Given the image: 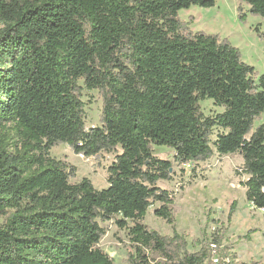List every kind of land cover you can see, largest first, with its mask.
Masks as SVG:
<instances>
[{
    "label": "trees",
    "instance_id": "1",
    "mask_svg": "<svg viewBox=\"0 0 264 264\" xmlns=\"http://www.w3.org/2000/svg\"><path fill=\"white\" fill-rule=\"evenodd\" d=\"M238 1L240 19L241 4L264 19V0ZM193 6L215 0H0V264H114L98 247L110 221L128 233L127 264H205L208 249L189 253L143 222L157 204L174 225L159 182L214 155L240 154L245 199L264 219V123L253 130L264 75L226 40L192 32L178 13ZM79 82L101 98L99 126L85 125ZM207 100L222 111L205 116ZM60 145L113 155L107 187L71 184L75 168L50 156Z\"/></svg>",
    "mask_w": 264,
    "mask_h": 264
},
{
    "label": "rangeland",
    "instance_id": "2",
    "mask_svg": "<svg viewBox=\"0 0 264 264\" xmlns=\"http://www.w3.org/2000/svg\"><path fill=\"white\" fill-rule=\"evenodd\" d=\"M239 7L238 0H215L212 8L193 6L180 11L178 18L189 24L192 32H204L218 36L221 41L226 40L239 51L241 61L255 69L257 76L264 75V19L251 15L245 4H241L244 18L240 19ZM79 86L85 104V125L87 128L99 126L101 98L97 91L85 89L82 82ZM201 110L205 116L222 111L209 100L201 102ZM263 123L264 112L254 121L253 130ZM215 135L216 132L213 140ZM153 150L158 158L173 160L172 150L156 146ZM50 156L75 168L76 175L70 179L71 184L85 178L96 190L107 187L106 170L113 155L84 158L74 155L68 146L60 145L50 151ZM242 164V157L236 153L214 155L203 163L174 165L172 180L159 182L160 188L173 194L174 225L154 216L157 204L148 209L143 224L163 237L171 238L174 232L182 236L189 253L205 247L210 251L205 264H264V219L261 212L245 199V189L240 184L247 176L239 172ZM232 204H235L234 214L228 219ZM100 226L105 235L98 247L114 264H127L128 255L133 253L127 231L118 229L114 221ZM214 237L219 238L217 244L211 242Z\"/></svg>",
    "mask_w": 264,
    "mask_h": 264
},
{
    "label": "water",
    "instance_id": "3",
    "mask_svg": "<svg viewBox=\"0 0 264 264\" xmlns=\"http://www.w3.org/2000/svg\"><path fill=\"white\" fill-rule=\"evenodd\" d=\"M170 171H172V169Z\"/></svg>",
    "mask_w": 264,
    "mask_h": 264
}]
</instances>
